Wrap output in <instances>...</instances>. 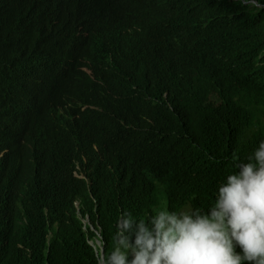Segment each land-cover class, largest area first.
Returning <instances> with one entry per match:
<instances>
[{
    "label": "trees",
    "instance_id": "obj_1",
    "mask_svg": "<svg viewBox=\"0 0 264 264\" xmlns=\"http://www.w3.org/2000/svg\"><path fill=\"white\" fill-rule=\"evenodd\" d=\"M45 39L1 73L0 264H101L121 212L205 207L264 139V0H0V47Z\"/></svg>",
    "mask_w": 264,
    "mask_h": 264
},
{
    "label": "clouds",
    "instance_id": "obj_2",
    "mask_svg": "<svg viewBox=\"0 0 264 264\" xmlns=\"http://www.w3.org/2000/svg\"><path fill=\"white\" fill-rule=\"evenodd\" d=\"M75 1L79 5L83 2ZM52 43L56 42L45 39L24 46L22 50L29 52L21 58L16 56V46L1 45L0 78L3 67L16 59L19 65L42 67L45 50ZM69 54L66 49L60 53L59 71L75 64ZM77 61L82 63L79 70L89 72L86 60ZM21 111L19 105L0 97V126L4 128ZM18 144L27 145V141ZM83 222H88L87 218ZM112 239L114 246L104 264H264V139L258 140L250 155L237 161L234 170L216 182L205 207L185 204L172 211L162 204L138 218L123 211L116 218ZM95 242L94 248H99L101 254V240Z\"/></svg>",
    "mask_w": 264,
    "mask_h": 264
},
{
    "label": "rangeland",
    "instance_id": "obj_3",
    "mask_svg": "<svg viewBox=\"0 0 264 264\" xmlns=\"http://www.w3.org/2000/svg\"><path fill=\"white\" fill-rule=\"evenodd\" d=\"M263 118V116L261 117ZM156 197L158 198L157 201V208L160 207L162 204L166 205L165 199H164V195L162 193H157ZM91 245L96 246V242H91Z\"/></svg>",
    "mask_w": 264,
    "mask_h": 264
},
{
    "label": "water",
    "instance_id": "obj_4",
    "mask_svg": "<svg viewBox=\"0 0 264 264\" xmlns=\"http://www.w3.org/2000/svg\"><path fill=\"white\" fill-rule=\"evenodd\" d=\"M98 245H100V242H98ZM101 256V264H103L104 262V256H103V248H101V254H100Z\"/></svg>",
    "mask_w": 264,
    "mask_h": 264
}]
</instances>
